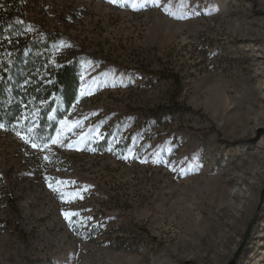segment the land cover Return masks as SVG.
Segmentation results:
<instances>
[{
    "label": "rangeland",
    "instance_id": "1",
    "mask_svg": "<svg viewBox=\"0 0 264 264\" xmlns=\"http://www.w3.org/2000/svg\"><path fill=\"white\" fill-rule=\"evenodd\" d=\"M26 12L79 56L80 87L45 145L0 127V264H229L258 206L231 264H264V0H28ZM176 92L204 118L144 127ZM216 187L231 193L227 238L188 249L199 238L182 209L217 211Z\"/></svg>",
    "mask_w": 264,
    "mask_h": 264
},
{
    "label": "trees",
    "instance_id": "2",
    "mask_svg": "<svg viewBox=\"0 0 264 264\" xmlns=\"http://www.w3.org/2000/svg\"><path fill=\"white\" fill-rule=\"evenodd\" d=\"M27 1L0 0V127L45 145L78 99L80 58L62 51L58 32L30 20ZM163 78L179 86L175 76ZM176 94L167 105L142 114V125L149 129L187 116L204 118Z\"/></svg>",
    "mask_w": 264,
    "mask_h": 264
},
{
    "label": "bare ground",
    "instance_id": "3",
    "mask_svg": "<svg viewBox=\"0 0 264 264\" xmlns=\"http://www.w3.org/2000/svg\"><path fill=\"white\" fill-rule=\"evenodd\" d=\"M256 96H258V95H256ZM253 107L255 108V105L251 102H248V108L251 109ZM230 195H231V193H229V191H227L226 189H223L222 187L214 188L210 198H211L212 202L217 205V211L213 210L215 207L213 209H212V207H208L207 209L202 208L204 215L201 217V219H198V220L193 218L194 215H193V211L191 209H189V210L187 208L182 209V210H184V212L187 213V216L185 217V219L182 221L181 224H183L186 228H188L190 230H196L197 229L198 238H199V241H198L199 243H195L194 241L191 240V238L188 241H185L184 242L185 247H187L188 249H193L194 247L195 248L196 247H199V248L208 247V249H214V248H216L218 241L220 243H222V245L224 244V241L227 238V234L225 232H223L222 227H225V226L227 227V225H229V224L227 221H224V217H222V218L220 217V213L223 216H225V215L229 216L232 214V207L230 206V204L227 200L228 197H230ZM207 201H209V200H207ZM202 204H203V202L200 201V206ZM200 206H199V208H200ZM220 243H219V245H220ZM219 252H220L219 250L212 251V254L214 257L215 256L218 257Z\"/></svg>",
    "mask_w": 264,
    "mask_h": 264
},
{
    "label": "water",
    "instance_id": "4",
    "mask_svg": "<svg viewBox=\"0 0 264 264\" xmlns=\"http://www.w3.org/2000/svg\"><path fill=\"white\" fill-rule=\"evenodd\" d=\"M263 195H264V189H263V192H262V194H261L260 204L262 203L261 200H262ZM259 208H260V207L258 206V208L256 209L254 215L252 216V218H251V220H250V222H249V224H248V226H247V228H246V230H245V232H244L242 242H241V244H240L238 250L236 251V253H235L234 256L232 257V259L230 260L229 264H231V263L237 258V256H239V253L241 252L243 246L245 245V242H246V239H247V237H248V235H249V232H250V230H251V228H252L254 222L256 221V218H257V215H258V212H259Z\"/></svg>",
    "mask_w": 264,
    "mask_h": 264
},
{
    "label": "snow or ice",
    "instance_id": "5",
    "mask_svg": "<svg viewBox=\"0 0 264 264\" xmlns=\"http://www.w3.org/2000/svg\"><path fill=\"white\" fill-rule=\"evenodd\" d=\"M109 2L110 3H117L118 2V0H109ZM22 139H23V137H22ZM33 147H37V145L36 144H33L32 145ZM50 187H51V184L49 185ZM54 191H56V189H53ZM65 216H66V218L68 217V214L67 213H65Z\"/></svg>",
    "mask_w": 264,
    "mask_h": 264
}]
</instances>
